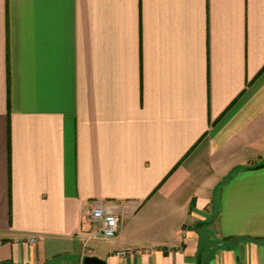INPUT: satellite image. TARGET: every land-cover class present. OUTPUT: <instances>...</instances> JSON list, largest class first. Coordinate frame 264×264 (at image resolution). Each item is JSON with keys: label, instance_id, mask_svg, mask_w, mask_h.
<instances>
[{"label": "crops", "instance_id": "obj_1", "mask_svg": "<svg viewBox=\"0 0 264 264\" xmlns=\"http://www.w3.org/2000/svg\"><path fill=\"white\" fill-rule=\"evenodd\" d=\"M199 235L264 264V0H0V264H195Z\"/></svg>", "mask_w": 264, "mask_h": 264}, {"label": "built area", "instance_id": "obj_2", "mask_svg": "<svg viewBox=\"0 0 264 264\" xmlns=\"http://www.w3.org/2000/svg\"><path fill=\"white\" fill-rule=\"evenodd\" d=\"M89 221L95 224V233L102 238L114 237L117 233L118 224L116 216L100 206H94L89 211ZM33 241V238H29ZM116 254L123 255L122 251Z\"/></svg>", "mask_w": 264, "mask_h": 264}, {"label": "water", "instance_id": "obj_3", "mask_svg": "<svg viewBox=\"0 0 264 264\" xmlns=\"http://www.w3.org/2000/svg\"><path fill=\"white\" fill-rule=\"evenodd\" d=\"M202 222L196 223L195 227H200ZM207 246L204 244L203 238L199 235V246L195 256V264H201V253L202 250L206 249ZM83 264H106L103 260L95 257V256H84L82 258Z\"/></svg>", "mask_w": 264, "mask_h": 264}, {"label": "rangeland", "instance_id": "obj_4", "mask_svg": "<svg viewBox=\"0 0 264 264\" xmlns=\"http://www.w3.org/2000/svg\"><path fill=\"white\" fill-rule=\"evenodd\" d=\"M204 231H205V228H202V233H204V234H205V232H204Z\"/></svg>", "mask_w": 264, "mask_h": 264}]
</instances>
